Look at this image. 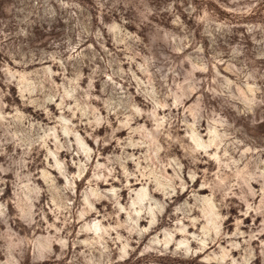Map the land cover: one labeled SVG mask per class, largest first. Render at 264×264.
<instances>
[{
    "label": "clouds",
    "instance_id": "obj_1",
    "mask_svg": "<svg viewBox=\"0 0 264 264\" xmlns=\"http://www.w3.org/2000/svg\"><path fill=\"white\" fill-rule=\"evenodd\" d=\"M216 2L230 15L210 11L204 0H11L7 15L0 16V264L64 260L72 243L69 228L79 210L72 181L88 171L93 176L80 220L89 212L100 215L95 205L107 200L113 211H105L104 219L114 227L102 229L101 240L90 241L84 252L73 251L67 264L128 260L137 251L133 244L138 246L159 222L171 217L180 190L196 192L198 178L209 195L175 207L178 221L192 223L169 228L166 239L153 238L140 255L167 253L187 260L208 253L216 264H264V241L259 251L252 245L264 235V222L248 233L241 231V219L235 220L236 230L230 234L224 227L232 197L246 206L241 216H264V134L259 133L264 124V0ZM109 37L115 40L111 49L106 46ZM37 64L40 67L27 70ZM52 65L59 70L53 71ZM221 65H228L235 80L219 71ZM133 86L135 93L129 90ZM137 96L146 103H138ZM94 101L103 107L94 106ZM160 109L166 112L158 115ZM142 119L144 124L139 123ZM204 121L207 132L201 128ZM102 127L110 131L97 135ZM122 129H128L129 136L119 141L120 153L93 166ZM181 130L185 136L178 135ZM177 146L182 156L176 154ZM130 148L142 151L136 155ZM41 149L47 153L45 160L56 161L47 165L44 175L57 203L53 212L65 226L53 232L49 224L42 230L50 234L37 239L36 229L46 213L43 205H34L46 189L34 183L39 169H29ZM61 152L74 159H59ZM211 161L217 163V172L199 167ZM130 162L136 167L129 169ZM71 166L79 168L76 176L68 171ZM52 168L69 180L67 186L58 185L48 171ZM8 174L15 176L17 185L14 203L22 205L18 220L4 196ZM124 180H135L139 190ZM101 183L109 187L101 188ZM253 183L260 189H253ZM125 188L129 199L138 197L131 206L121 204ZM198 209L202 215L195 216ZM126 211L131 223L118 219ZM201 223L194 233L187 230ZM177 231L182 239L171 251ZM233 250L241 254L233 258ZM116 252L120 254L114 258Z\"/></svg>",
    "mask_w": 264,
    "mask_h": 264
},
{
    "label": "rangeland",
    "instance_id": "obj_2",
    "mask_svg": "<svg viewBox=\"0 0 264 264\" xmlns=\"http://www.w3.org/2000/svg\"><path fill=\"white\" fill-rule=\"evenodd\" d=\"M204 3H205V6L210 11H216L217 14H221L225 16L230 15V14L224 13L223 9L219 7V4L216 2V0H204ZM10 5H11V0H0V16L7 15L8 8L10 7ZM261 13H264V7H261ZM114 44H115V40L109 37L108 44L106 46H108L111 49ZM120 55L122 58L124 57L123 53H120ZM49 64H51V61H48L45 66L47 67ZM38 67L40 66L37 64L35 66H30L27 70L31 71V70H34V68H38ZM124 67L127 68L128 65L124 64ZM52 68H53V71L59 70L58 66L56 65H52ZM17 70H20V69L17 68ZM212 71H215V67H213ZM219 71L223 75L227 76L229 79L235 80V76H233L232 73L229 71L228 65H221L219 68ZM197 75L200 76V75H207V74L197 73ZM53 79H55L57 83L61 82V78L59 76L53 77ZM83 86H86V82ZM97 88H99L98 85H97ZM129 90L133 93L136 92V88L134 86L130 88ZM237 94H239V92ZM136 100L138 103H141V104L146 103V101L144 100L142 96H137ZM93 104L96 107H101V108L103 107V105H100L98 101H94ZM189 106L190 104L185 105L186 108ZM53 107L55 108V106ZM150 107L151 106L149 105V109ZM173 111H176V110L173 109ZM165 112H166V109H160L158 110V115H163ZM102 114H106V113H102ZM180 114L181 115L184 114V109H180ZM57 115H59L58 111H57ZM113 119H115V117H113ZM189 119H191V117H189ZM73 122L79 123V121L75 118ZM144 122L145 121L143 119L139 121L140 124H144ZM147 126L152 127V122L148 121ZM83 127L84 126L82 125L81 128ZM114 127H119V125L116 124L114 125ZM133 127H137V125L134 124ZM201 128L204 132H207L208 131V121L202 122ZM106 131H110V130H107L102 127L97 130L96 134L103 136ZM259 133L264 134V124L259 126ZM80 135L81 136L84 135L82 130L80 132ZM116 135L118 139L114 141L111 145L104 147L103 151L98 154L100 156V159L95 161L93 166H95V163H100V164L106 163L104 157L112 154L113 152H115L116 154L120 153V148L118 147L119 141L127 138L129 136V131L128 129H122L121 131L117 132ZM178 135L185 136L186 134L181 130L178 132ZM135 138L139 139L140 137L139 135H137ZM188 142L191 143V141H188ZM85 144L92 149H95L96 147L95 143L91 139H86ZM40 151H41V155L36 158L32 168L29 169L30 171H33V172H35L37 168L39 169V172L37 173V176L34 180V183L38 187L46 189V191L41 194V198L39 199L38 204L34 205L35 207H38L39 205H43V210L46 213L44 220L41 221V228L36 229L35 238L37 239L41 236H47L50 234L49 232L42 230V229H46L49 224L53 225V229H52L53 232L55 231L56 228H62L65 226L62 223L61 219L58 218L57 215L53 212V209L57 207V203H56V200L53 199L52 190L49 189L47 177L44 175V172L47 169V165L49 163L55 164L56 161L52 159L45 160L44 157L47 155L46 151L44 149H41ZM128 151L135 152L136 155H139L142 150L130 148L128 149ZM143 151H146V149ZM176 154L181 155V156L183 155V150L179 146H177L176 148ZM244 154H245V149L241 148L240 155L243 156ZM59 159L71 161L74 159V157H72L71 155L65 152H61L59 155ZM205 159L207 160L208 157H205ZM135 167L136 165L132 164L131 162L128 164L129 169H133ZM199 167L202 170L208 169L210 172H213V173L217 172V169H218V165L215 161H211L210 165L201 164ZM48 171L52 177L57 178L58 185L67 186L69 184V180L61 176L60 172L56 168H52ZM68 171L73 176H76V174L79 172V168L75 166H71L68 169ZM167 171L169 174H172L171 168H168ZM92 176H93V173L91 171H88L85 173V175L82 178L72 181L75 197L79 198V210L75 213L72 219L71 227L69 228V231H71L72 233V243H70L69 248L67 249V253H68L67 256H65L64 260H57L55 257H53L52 260L43 261L42 264H67V261L71 259V255L73 251L77 253L84 252L86 248L89 246L90 241L101 240L100 233L102 229L114 227L113 224H109L108 221L104 219L103 214L105 211H107L109 214H111L113 211L112 205L107 200L102 201L100 204L95 205L100 215L89 212L85 214L84 220H80V213L83 211V208H84V194L87 191V185L89 181L92 179ZM4 179L6 182L4 196L9 199L10 201L9 207L11 211L13 212L15 218L18 220V214L21 210L22 205L18 203H14L16 201V191H17V185L13 183L15 181V176L8 174L4 177ZM123 183L125 185L131 184L132 187L137 191L140 188V185L136 183L135 180H131V181L124 180ZM202 183H203L202 180L198 178L195 184L193 185V187L196 189L195 193H192V192H189L183 189L180 190V195L176 201V204H174L173 207L169 210L172 213L171 217L170 218L165 217L161 222H159L155 230L150 231L147 235H145L138 246L133 244V247H136L137 251L133 253L132 256L128 260L121 261L120 264H216L215 260H210L208 253H199L197 254L195 258H191L187 260L184 259L183 256H171L167 253L164 255H160L156 252H152V253H146L143 256L140 255L143 249L146 246H148L149 242L153 238H157L159 240L166 239L165 233L168 232L169 228H176L178 223L182 227H187L189 224L192 223V221L190 220L189 221H184V220L178 221L177 214L175 213V207L179 206L180 204H183L184 201H188L189 203H194L195 198L197 196L200 198H206L209 195V190L206 187H202ZM99 186L104 189H107L109 187V185L103 184V183L99 184ZM113 186H118V185L113 183ZM252 188L259 190L260 185L257 183H253ZM68 195L71 197L72 193H68ZM121 196H122L121 204L122 205L127 204L129 206H131L134 200L138 198V197L133 196V199H129V192L127 188H125L121 192ZM230 202L232 204V207L230 209L231 215H230L229 220L225 222V226H224L225 230L228 231L229 234L234 232L236 230L235 220L241 219L243 221V225L241 227L242 232L248 233L250 229L252 231H258L259 225L262 222H264V216H258L256 215L255 212L249 213V215L246 217L241 216V213L243 211H246V206L241 204V202L237 200L235 197H232ZM253 202L258 205L260 203V197H256ZM76 206L77 205L75 204L73 205V207H76ZM200 215H202L201 211L199 209L196 210L195 216H200ZM129 216H130V213L126 211L124 213H119L118 219L123 223H131V221L129 220ZM140 224L141 226H147L146 221H141ZM90 226L92 228V231H88ZM3 227H4L3 225H0V228H3ZM7 227H12V225L9 224ZM81 227L85 229L83 233L81 232ZM197 227H203V224L201 223V224L195 225L194 227H188L187 230L190 233H194ZM123 234L126 235V233H123ZM112 235H116V233L113 232ZM172 239H173V243L169 244V249L171 251H174L176 249V244L182 239L181 233L177 231L175 235L172 237ZM77 240L80 242L79 245L76 244ZM262 241H264V235H260L257 240L252 242L253 247L256 248L257 251H259V247ZM110 246L113 248L117 247V245L111 244V243H110ZM223 246L224 244L222 243L221 247ZM95 247H99V243H96ZM54 250L57 254L60 253L59 244L54 245ZM119 254H120L119 252L114 253V258L118 257ZM240 254L241 253L238 250H233L230 253V255H232L233 258L238 257ZM29 257H31V251L29 252ZM3 259L4 257L0 256V260H3ZM255 264H260V261L257 260Z\"/></svg>",
    "mask_w": 264,
    "mask_h": 264
}]
</instances>
